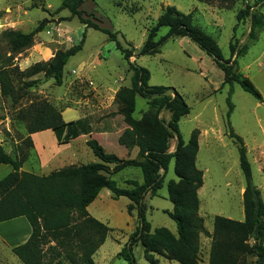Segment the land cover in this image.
Segmentation results:
<instances>
[{"label": "rangeland", "instance_id": "374dc122", "mask_svg": "<svg viewBox=\"0 0 264 264\" xmlns=\"http://www.w3.org/2000/svg\"><path fill=\"white\" fill-rule=\"evenodd\" d=\"M61 2L8 0L5 7L10 10L0 8V36L3 31L11 28L30 33L41 23L44 25L43 31L35 37L34 46L14 55L13 65L9 67L14 95L2 97L0 93V104L3 105L0 117L10 119L8 127L4 124L0 127V136L20 139L17 148L10 149L17 160L22 161L21 171L30 173L33 170L39 176L67 166L98 162L85 144V136L58 147V144L54 145L57 143L54 133L46 131L38 136L47 141L45 151L59 155L52 165L54 167L38 170L40 161L37 154L31 152L28 137H32V134L27 129L43 103L61 111L64 121L71 122L94 114L95 126L98 125V128L105 121L112 122L108 124L112 130L110 133H95L90 138L97 140L107 153L124 159L135 158L133 154L129 157L128 151L117 141L126 128L123 118L118 115L111 118L112 113L117 111V92L124 87H131L133 72L129 63L106 34L86 28L77 17L67 20L71 16L68 10L58 13ZM167 6H175L184 14L192 13L195 23L217 40L225 59L231 58L230 43L235 37L238 49L241 50L236 58V70L249 77L264 98V28L257 29V38L249 36L252 17H264V0H212L208 3L198 0H84L81 7L85 19L118 33V40L123 47L133 52L130 61L151 72V86L177 90L191 108L190 114L179 123L180 133L187 143L194 130L200 131L196 165L204 173V185L198 192L199 214L205 220V229L213 233L215 216L241 222L245 220L243 193L246 181L240 167L238 147L229 136L227 123L230 86L223 85L224 73L221 68L189 38L170 39L155 56L139 55L150 28L156 24ZM246 6H250L251 14L238 23L237 13ZM167 32V28L161 29L156 40ZM84 34L86 40L83 48L68 61L61 86L54 79L47 80L44 74L30 79L21 74L36 64L33 62H47L57 51H65L79 44ZM0 49L4 56H9L7 44L1 38ZM31 80L37 82L36 86L28 87L27 83ZM152 102L153 98L137 96L134 117L141 119L145 112L155 110L151 106ZM232 102L234 111L230 118L231 125L244 140L252 165L254 184L264 201V102L245 92L236 83L233 86ZM160 117L167 123L171 113L163 110ZM9 127L10 133L7 132ZM176 143V139L171 141V150L175 149ZM12 171V166L0 165V181ZM132 178L141 180V171L128 168L113 177L121 188H130L127 181ZM176 179L172 162L159 195L147 198V219L153 230L165 227L177 234L176 223L166 213L174 208L169 200L168 182ZM110 193L109 190L103 192L89 208L90 215L111 228L106 242L95 254L94 261L95 264H128L118 254L138 226L137 213L134 211L132 216L128 213V198L115 199L111 194V199ZM13 225L7 224L1 228L12 234L16 229L12 228ZM200 243L202 264H209L211 239L202 234ZM12 249L0 237V264H23ZM133 252L136 264H149L141 244L134 247ZM157 258L160 264H179L164 257ZM60 260L63 264H70L64 257Z\"/></svg>", "mask_w": 264, "mask_h": 264}, {"label": "trees", "instance_id": "16d2710c", "mask_svg": "<svg viewBox=\"0 0 264 264\" xmlns=\"http://www.w3.org/2000/svg\"><path fill=\"white\" fill-rule=\"evenodd\" d=\"M198 1L208 3L212 0ZM83 3L84 0H62L57 12L68 10L71 16L67 20L77 17L86 28L106 34L129 63L133 72L131 87H124L117 92V111L112 113L111 118L117 115L123 118L126 128L117 141L128 151L129 157L134 150L137 154L135 158H120L107 153L97 140L91 138L87 145L99 162L67 166L39 176L21 171L22 161L7 153L0 142V165L13 168L0 181V223L25 217L31 227L29 239L14 247L13 253L23 264H63L60 260L62 257L70 264H95L94 256L106 242L111 228L91 216L88 208L103 189H108L115 199L126 197L130 200L127 210L131 216L134 211L137 213L138 226L118 254L128 264H136L133 250L139 244L144 247L145 259L149 264H160L157 256L179 264H202V234L211 239L209 264H264V201L254 184L244 140L236 134L230 121L234 111L232 94L235 83L257 100L264 102V98L252 80L236 70V58L241 53L236 38L230 43L231 58L225 59L217 40L195 23L192 13L184 14L175 6H167L150 28L139 53L140 56H155L170 39L189 38L221 68L224 73L223 85L230 86L227 123L229 136L238 147L240 167L246 181L243 193L245 220L241 222L215 216L214 230L210 233L205 229V220L199 214L198 192L204 185V173L196 165L200 131L194 130L186 143L179 127L181 119L190 114L191 108L177 90L151 86V72L130 61L133 52L123 47L118 40V33L84 18L85 12L81 10ZM250 14V6L240 10L236 16L238 23ZM263 18L252 17L250 37L254 36ZM163 28H167L168 32L156 40ZM43 29L41 23L30 33L13 29L2 32L0 38L6 42L9 53V56H4L0 49L2 97L14 95L12 71L9 69L13 65L14 55L34 46L36 35ZM85 40L86 34L79 44L65 51H57L51 60L36 63L21 74L28 79L44 74L47 80L54 79L61 86L68 61L82 50ZM36 84L35 80L27 83L28 87ZM137 96L153 98L151 106L156 108L145 112L141 119L134 117ZM163 110L171 113L167 123L160 117ZM27 130L29 134L52 130L59 144H68L95 132V115L65 122L61 111L43 103ZM175 138L176 149L170 152L171 141ZM29 141L33 147L30 138ZM172 162L177 179L168 182V195L174 208L166 213L176 223L177 234L165 227L153 230L147 219L148 207L145 202L149 194L151 197L158 196ZM128 168L139 169L143 182L129 180L127 184L131 187L121 188L113 177Z\"/></svg>", "mask_w": 264, "mask_h": 264}, {"label": "crops", "instance_id": "0c3cea01", "mask_svg": "<svg viewBox=\"0 0 264 264\" xmlns=\"http://www.w3.org/2000/svg\"><path fill=\"white\" fill-rule=\"evenodd\" d=\"M8 2V0H0V8H4V10L6 9V10H10V9H8V8H6L5 6L7 5L6 3ZM8 27V26H7ZM264 28V18H263V20L257 25V27H256V31H257V29L258 28ZM5 28H6V24H5ZM11 29H13V28H11ZM253 38L255 39V38H257V35H256V32H255V34H254V36H253ZM39 63V62H41V60H37V61H35V62H33V63ZM32 64H30V65H28V66H26V68H28L29 66H31ZM1 93V92H0ZM0 98H2L1 97V95H0ZM2 104H0V113H1V109H2ZM65 113V112H64ZM91 115H94V114H91ZM91 115H85L83 118H85V117H87V116H91ZM77 118V117H76ZM64 119V118H63ZM74 119V118H73ZM78 119H81V118H77V120ZM70 121V120H69ZM114 121V120H113ZM65 122H68V120H65ZM112 123V122H111ZM111 123H109V122H107V121H105L104 123H102V127L101 128H98V125H96L95 126V132L93 133V135H95V133H98L99 135H103V134H108V133H110L112 130H111V128H109V126H108V124L109 125H111ZM5 125V126H9L10 125V119H8V118H6V119H2L1 117H0V127H2V125ZM8 130L9 131H7V132H11V130H10V127L8 128ZM47 131H52V130H47ZM44 132H46V131H43V132H39V133H35V134H32V137H28V138H30L31 139V141H32V143H33V147H31L32 149H31V152L32 153H35V154H37V156H38V159H39V165L37 166V168H38V170H40V169H43V168H52V167H54V166H52L54 163H55V161L57 160V156L59 155H56L55 153H52V154H48V152H46L45 150H46V144L45 143H47V141L45 140V139H42L41 140V137H38L40 134H42V133H44ZM53 132V131H52ZM55 135V134H54ZM81 137H83V136H81ZM81 137H79V138H81ZM87 137H89V139H91L90 138V136H85L84 137V139H85V144L87 145V141L89 140ZM79 138H77V139H75V140H73V141H76V140H78ZM176 139V138H175ZM174 140V139H173ZM73 141H71V142H73ZM0 142H1V144L3 145V147L5 148V150L7 151V153H9L10 155H12V156H15V154H13V152L11 151V147H15V148H17V146H18V144H19V142H20V139L18 138V137H2V136H0ZM55 142V141H54ZM56 142L57 143H54V145L55 144H58L57 146L58 147H60L61 145H68V144H59L58 143V141H57V139H56ZM70 142V143H71ZM176 142H177V140H176ZM14 144H16V146L14 145ZM177 144V143H176ZM57 147V148H58ZM175 149H176V146H175ZM175 149L174 150H171V148H170V152H174L175 151ZM128 154V153H127ZM135 155L136 156V154H137V151L136 150H134V151H132V153H131V155ZM131 155H130V157H131ZM97 158V157H96ZM98 159V158H97ZM31 161L33 162L34 161V156H33V158L31 159ZM98 162H99V159H98ZM93 163H96V162H93ZM80 165H83V164H80ZM10 166V165H9ZM30 171H32V172H30V173H34V174H36V172H34L33 170H30ZM53 171H56V169L55 170H53ZM52 171V172H53ZM28 172V171H27ZM51 173V172H50ZM49 173V174H50ZM38 175V174H37ZM130 180H137V181H139L140 183H142L143 182V178L140 180V179H130ZM128 181H129V179H128ZM123 188V187H122ZM202 189V188H201ZM201 189L199 190V192L201 191ZM107 190L108 189H103L101 192H100V194H99V196L97 197V198H99L100 196H102V194H103V192H107ZM110 191V190H109ZM111 194H112V192L110 193V195H109V197L111 198V199H113V196H111ZM159 195V194H158ZM153 198V197H151V195L149 194V195H147V197H146V199H145V202L147 201V198ZM155 197H157V196H155ZM96 201V200H95ZM94 201V202H95ZM93 202V203H94ZM92 203V204H93ZM91 204V205H92ZM130 204V202L127 204V207H128V205ZM89 208H90V206H89ZM88 208V211H89V213H90V209ZM169 211V210H168ZM173 211V210H172ZM92 216V215H91ZM7 224H14L13 226L14 227H12V228H16L15 229V232L14 233H12V234H10V232L9 231H5L4 232V230H2V228L1 227H4L5 225H7ZM172 232V231H171ZM7 233V234H6ZM172 233H174V232H172ZM175 234V233H174ZM30 235H31V227H30V225H29V223H28V221H27V219L25 218V217H20V218H17V219H14V220H11V221H7V222H3V223H0V237L4 240V242L8 245V246H11L12 248H14V247H16V246H18V245H20V244H23V243H25L28 239H29V237H30Z\"/></svg>", "mask_w": 264, "mask_h": 264}]
</instances>
